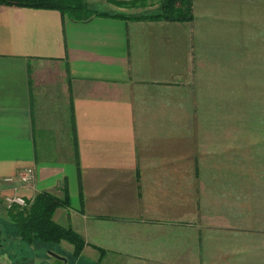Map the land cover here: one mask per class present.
<instances>
[{"label":"crops","instance_id":"obj_1","mask_svg":"<svg viewBox=\"0 0 264 264\" xmlns=\"http://www.w3.org/2000/svg\"><path fill=\"white\" fill-rule=\"evenodd\" d=\"M211 3L190 22L0 5V198L67 199L52 219L82 239L57 244L74 264H262L261 224L234 222V173L188 121L217 94L203 49L252 48Z\"/></svg>","mask_w":264,"mask_h":264},{"label":"rangeland","instance_id":"obj_2","mask_svg":"<svg viewBox=\"0 0 264 264\" xmlns=\"http://www.w3.org/2000/svg\"><path fill=\"white\" fill-rule=\"evenodd\" d=\"M160 1H145L143 8H121L126 12L153 13ZM211 1L214 12L234 15L238 26H235L236 33L239 31L242 36L243 25H249L252 48L203 49L202 81H214L213 90L217 89V94H212L215 98L212 103L203 106L201 117L188 121L202 127L203 147L217 149L219 160L234 173L233 179L226 183L229 190L234 187L233 204L236 203L237 209L234 222L244 227L261 224L264 264V0H191L192 16L194 9L196 12L202 4H212ZM95 4L107 6L99 1ZM251 25H259L261 33L254 32ZM190 56L193 62V49ZM193 76L194 73L188 71L189 81L194 82ZM71 253V246L22 241L17 225L7 215L0 217L1 261L8 264H74Z\"/></svg>","mask_w":264,"mask_h":264},{"label":"trees","instance_id":"obj_3","mask_svg":"<svg viewBox=\"0 0 264 264\" xmlns=\"http://www.w3.org/2000/svg\"><path fill=\"white\" fill-rule=\"evenodd\" d=\"M94 1H105L115 6L143 8L142 3L149 0H133L126 3H117L112 0ZM95 3H92V0H0V5L4 6L57 11L62 17L75 22H83L92 17L170 22H190L193 19L191 0H161L155 12L136 15L113 14L106 6ZM65 205H67V199H59L43 193L34 198L28 209L9 213L7 218L17 225L18 236L22 241L29 244L37 242L59 244L64 241L73 246V257H77L82 251V239L71 229L59 226L52 219L55 210Z\"/></svg>","mask_w":264,"mask_h":264},{"label":"built area","instance_id":"obj_4","mask_svg":"<svg viewBox=\"0 0 264 264\" xmlns=\"http://www.w3.org/2000/svg\"><path fill=\"white\" fill-rule=\"evenodd\" d=\"M34 180V173L32 169L22 170L16 177V181L23 185H31ZM7 183H12V178L4 180ZM33 201H29L18 195L3 196L0 198V217L8 215L9 213L20 212L28 209ZM0 264H8L0 260Z\"/></svg>","mask_w":264,"mask_h":264}]
</instances>
